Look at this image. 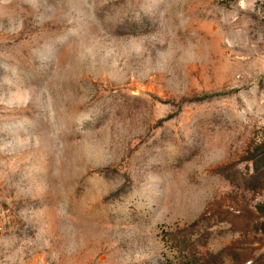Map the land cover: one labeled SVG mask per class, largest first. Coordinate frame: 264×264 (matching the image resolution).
I'll list each match as a JSON object with an SVG mask.
<instances>
[{"label":"rangeland","instance_id":"rangeland-1","mask_svg":"<svg viewBox=\"0 0 264 264\" xmlns=\"http://www.w3.org/2000/svg\"><path fill=\"white\" fill-rule=\"evenodd\" d=\"M264 0H0V264H264Z\"/></svg>","mask_w":264,"mask_h":264},{"label":"trees","instance_id":"trees-1","mask_svg":"<svg viewBox=\"0 0 264 264\" xmlns=\"http://www.w3.org/2000/svg\"><path fill=\"white\" fill-rule=\"evenodd\" d=\"M248 160L254 164L257 173L264 174V143L255 149L250 148L248 150ZM261 188L264 190V184H262ZM258 212L264 218V203L258 207ZM261 259L264 263V254L261 255Z\"/></svg>","mask_w":264,"mask_h":264}]
</instances>
